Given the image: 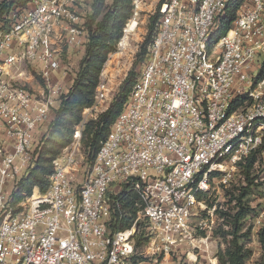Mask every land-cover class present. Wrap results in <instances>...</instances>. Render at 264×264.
I'll return each mask as SVG.
<instances>
[{
  "label": "built area",
  "instance_id": "2783aa9c",
  "mask_svg": "<svg viewBox=\"0 0 264 264\" xmlns=\"http://www.w3.org/2000/svg\"><path fill=\"white\" fill-rule=\"evenodd\" d=\"M227 2L131 0L110 57L146 7L157 17L122 110L90 162L82 167L77 127L46 190L24 196L18 185L39 158L66 51L83 47L86 31L77 0L11 11L0 25V264H134L140 225L153 255L186 248L196 260L208 249L192 226L198 195L214 171L231 176L264 145V0H244L213 41ZM109 92L102 70L94 107ZM123 190L137 195V211L116 229Z\"/></svg>",
  "mask_w": 264,
  "mask_h": 264
},
{
  "label": "trees",
  "instance_id": "16d2710c",
  "mask_svg": "<svg viewBox=\"0 0 264 264\" xmlns=\"http://www.w3.org/2000/svg\"><path fill=\"white\" fill-rule=\"evenodd\" d=\"M30 0H9L0 2V25L7 23L8 16L15 9H22L28 6ZM244 0H228L223 15L219 17L218 29L214 32L212 40L216 41L223 35L231 22L233 21L237 10ZM131 0H112L111 5L104 11V0H94L92 13L86 21L87 42L84 45V55L80 62V71L74 83L69 90L65 99L56 109L55 117L50 122V135L46 140L47 147H41L39 158L33 171L24 179H29L28 192L32 186H37L40 191L46 190L48 187V176L52 170V161L56 157L59 149L65 146L73 132V127L82 119L81 112L84 107H89L94 102V93L99 83L101 70L107 59V56L115 50L116 43L121 37L122 28L131 13ZM157 14L152 20V24L148 29L146 37L141 44L138 56L139 62L144 60L147 46L152 38L154 23ZM137 73H130L124 79L119 93L109 104L107 110L99 116L98 121H89L83 131V135L87 137L86 145L90 146L94 155L100 145V142L106 137L116 116L122 110L123 103L130 91V87L134 82ZM264 145L257 150V153L251 154L247 159L243 172L248 179L250 169L256 160L257 154L262 153ZM93 155V156H94ZM264 155V154H263ZM93 158V157H92ZM45 164V165H43ZM218 174V173H215ZM252 181H249L250 185ZM249 187H244V192ZM121 212L115 216L114 228L123 229L129 226L136 216L137 195L132 191L123 190L121 193ZM233 216L225 218V222L230 225L228 230L222 228V225L214 231V235L219 234L224 239V248H218L216 253L217 264H244L252 255V250L246 245L249 238L250 230L241 232V219L244 217L243 209H239ZM225 215V213H223ZM145 236L142 225L139 226L134 235V248L145 243ZM259 241L264 251V231L259 232ZM261 264H264V253L261 257Z\"/></svg>",
  "mask_w": 264,
  "mask_h": 264
},
{
  "label": "rangeland",
  "instance_id": "374dc122",
  "mask_svg": "<svg viewBox=\"0 0 264 264\" xmlns=\"http://www.w3.org/2000/svg\"><path fill=\"white\" fill-rule=\"evenodd\" d=\"M1 1L3 0H0V2ZM93 2L94 0H77L76 4L77 12L79 13L83 26L85 27L86 42L88 32L85 23L88 16L92 13ZM111 3L112 0H104V11L111 5ZM148 10L149 6L146 7L144 12L141 14L138 27L132 34H130L128 46L125 51L119 56L112 55L110 57V54L107 56L102 70L106 72L107 86L110 91L108 99L97 105V107H94V98V102L91 106L84 107L82 109V119L73 127V132L77 127H79L81 131L80 144L84 159L82 167H84L86 163L90 162L94 155L93 149L85 143V141H87V137L82 134L86 124L89 121H98L99 116L107 110L111 101L119 93L120 87L126 76L130 73H137L140 70L141 63L139 62L140 57L138 56V53L140 51L141 44L146 37L150 24H152V20H154V16L156 14L155 11L152 10L149 12ZM84 49L85 48L83 46L78 51L71 50L68 52V49L66 51L67 53L64 58L63 68L64 73L62 72L57 75V79L62 81L61 94L58 97L57 102L54 104L52 112L49 113L45 129H42L44 136L42 138V142L40 143L41 147H44V144L45 147H47L46 140L50 135L51 130L50 122L54 119L56 109L59 108L61 102L65 99L64 97L68 94L78 75V72L80 71V62L84 55ZM118 58H120L119 63H117ZM73 132L70 141L65 144V146L60 148L55 156H58L65 147L71 145ZM247 164V161H245L240 167L231 171V176H227L220 171H214L212 173V177L208 181L207 190L198 195V199L203 203L204 208L200 209L193 218L192 226L194 233L198 237L208 236V249L205 251L204 245H202L201 253L196 255V260H193L195 259L193 253H190L189 256L186 254V248L180 249L176 253L153 255L152 249H150V247L147 246V242H145L135 249V255L133 257L134 264H217L216 253L218 248H224L225 244L224 239L219 234L214 235V231L218 229L220 225H222L223 229L228 230L230 225L225 222L224 218L233 216L235 213L240 211V208L243 209V213H245L244 217L241 219V223L243 224L241 232L246 231V228H249L250 234L246 245L252 250V255L245 261L244 264H261V257L264 253L261 242L259 241V232L261 230L264 231L263 153L257 154L256 160L250 169L248 179H246L245 173L243 172L244 167ZM31 171L33 170L31 169ZM225 179L227 181H224ZM249 181H252L250 185H248ZM28 186L29 179H23L18 185L19 195L24 196L30 194L35 188H37V186L34 185L28 192ZM244 187H249V189L247 192L245 191V195L241 196V200H239L241 193L244 192ZM223 213H225V215ZM199 225H202L203 228H199Z\"/></svg>",
  "mask_w": 264,
  "mask_h": 264
},
{
  "label": "crops",
  "instance_id": "0c3cea01",
  "mask_svg": "<svg viewBox=\"0 0 264 264\" xmlns=\"http://www.w3.org/2000/svg\"><path fill=\"white\" fill-rule=\"evenodd\" d=\"M71 50L78 51V50H80V47H69L68 52L71 51Z\"/></svg>",
  "mask_w": 264,
  "mask_h": 264
},
{
  "label": "bare ground",
  "instance_id": "6f19581e",
  "mask_svg": "<svg viewBox=\"0 0 264 264\" xmlns=\"http://www.w3.org/2000/svg\"><path fill=\"white\" fill-rule=\"evenodd\" d=\"M117 56H119V55L117 54Z\"/></svg>",
  "mask_w": 264,
  "mask_h": 264
}]
</instances>
